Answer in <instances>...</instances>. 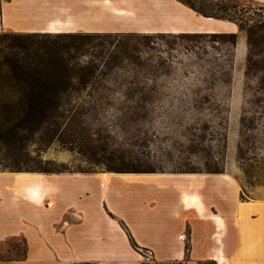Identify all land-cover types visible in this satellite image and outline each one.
Masks as SVG:
<instances>
[{
	"label": "rangeland",
	"instance_id": "1",
	"mask_svg": "<svg viewBox=\"0 0 264 264\" xmlns=\"http://www.w3.org/2000/svg\"><path fill=\"white\" fill-rule=\"evenodd\" d=\"M169 2L162 0L163 9L173 12ZM253 10L264 23V4ZM236 34L235 46L210 35L92 38L71 66L95 74L62 103L61 117L32 133L19 124L12 146L1 134L11 122L0 119V173L218 170L240 183L244 197L264 199V24L251 49L246 33ZM15 35L0 33V62L34 60L35 48L53 42ZM238 44L245 48L239 56ZM23 251L21 241L10 240L0 258Z\"/></svg>",
	"mask_w": 264,
	"mask_h": 264
},
{
	"label": "crops",
	"instance_id": "2",
	"mask_svg": "<svg viewBox=\"0 0 264 264\" xmlns=\"http://www.w3.org/2000/svg\"><path fill=\"white\" fill-rule=\"evenodd\" d=\"M168 1L0 0V33L238 32ZM10 240L26 257L0 264H150L139 249L152 264H264V199L228 171L0 173V250Z\"/></svg>",
	"mask_w": 264,
	"mask_h": 264
},
{
	"label": "trees",
	"instance_id": "3",
	"mask_svg": "<svg viewBox=\"0 0 264 264\" xmlns=\"http://www.w3.org/2000/svg\"><path fill=\"white\" fill-rule=\"evenodd\" d=\"M198 15L221 21L234 23L240 32L247 35L248 46L256 43V30L262 28L261 18L254 12L255 3L249 1L246 6L240 0H178ZM53 34V33H52ZM52 34H19L15 37L22 38H53L51 45L46 42L43 46L35 48V59L6 60L0 62V119L11 122L1 132L2 140L8 146L15 145L21 129L30 133L37 131L36 127L56 117H61L60 110L63 102L72 98V94L84 91L89 84V77H93L94 69H76L72 61L76 54H80L83 44H88L92 38H108L124 34H84V33H57ZM126 35V34H125ZM147 35V34H144ZM173 35V34H171ZM181 36L210 35L217 38L232 39V45H237V34H180ZM79 42H82L80 45ZM250 50V57H251ZM75 80L80 81L81 87L77 88ZM72 109L69 110L71 112ZM15 124V125H14ZM19 172V171H18ZM31 172L63 173L68 170L44 169ZM83 172V171H80ZM109 172H151V171H124L114 170ZM154 172V171H153ZM191 173H196L189 171ZM208 173H223V171H206ZM26 257V247L23 253L15 258H0V261H21Z\"/></svg>",
	"mask_w": 264,
	"mask_h": 264
},
{
	"label": "built area",
	"instance_id": "4",
	"mask_svg": "<svg viewBox=\"0 0 264 264\" xmlns=\"http://www.w3.org/2000/svg\"><path fill=\"white\" fill-rule=\"evenodd\" d=\"M139 251L142 254L145 262L150 263V264L153 263L152 253L149 250L145 251V250L139 249Z\"/></svg>",
	"mask_w": 264,
	"mask_h": 264
}]
</instances>
